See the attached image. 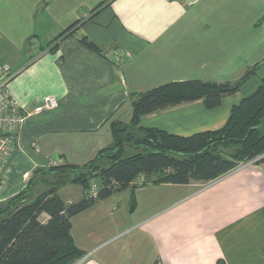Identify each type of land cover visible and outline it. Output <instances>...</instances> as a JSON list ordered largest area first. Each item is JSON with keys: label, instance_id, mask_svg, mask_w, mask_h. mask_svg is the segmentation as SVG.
<instances>
[{"label": "crops", "instance_id": "0c3cea01", "mask_svg": "<svg viewBox=\"0 0 264 264\" xmlns=\"http://www.w3.org/2000/svg\"><path fill=\"white\" fill-rule=\"evenodd\" d=\"M0 63L17 71L8 88L29 113L1 205L37 169L94 160L113 142L111 121L131 120L134 94L177 81H236L261 63L259 76L264 0H0ZM251 80L216 107L183 102L142 116L141 125L181 136L219 129L256 86ZM48 96L59 106L36 113ZM40 178L35 195L47 187ZM58 193L70 204L86 189L66 183ZM71 221L81 264H264V161L207 185L130 183Z\"/></svg>", "mask_w": 264, "mask_h": 264}, {"label": "trees", "instance_id": "16d2710c", "mask_svg": "<svg viewBox=\"0 0 264 264\" xmlns=\"http://www.w3.org/2000/svg\"><path fill=\"white\" fill-rule=\"evenodd\" d=\"M82 41L100 52L86 37ZM260 66L255 64L236 81H177L132 95L131 120L111 121L113 142L94 160L84 166L64 163L37 169L23 191L0 205V264H69L83 258L71 233L72 217L140 176L145 178L142 184L206 183L257 156L263 155L259 163L263 162L264 73L259 85L232 107L219 129L181 136L141 125L142 116L183 102L202 99L207 107H216L225 96L240 91ZM93 173H99L96 199L87 197ZM36 177L47 185L37 195L32 192ZM66 183L81 184L85 197L65 203L58 190ZM43 214L47 219L43 220Z\"/></svg>", "mask_w": 264, "mask_h": 264}, {"label": "built area", "instance_id": "2783aa9c", "mask_svg": "<svg viewBox=\"0 0 264 264\" xmlns=\"http://www.w3.org/2000/svg\"><path fill=\"white\" fill-rule=\"evenodd\" d=\"M17 74L12 67L6 63H0V184L4 181V170L9 158L18 147V133L29 113L24 109L20 102L11 94L8 84ZM59 99L54 96L46 97L43 102L35 108L36 113L55 109L59 106ZM263 155L257 156L246 162L239 164L234 170H239L249 163H259ZM230 171V172H232ZM229 172V173H230ZM144 176H140L135 180L134 184L141 185L144 182ZM213 179L204 183L207 185L215 181ZM99 186L95 179L87 192V197L96 199L98 196ZM84 258L69 264H81Z\"/></svg>", "mask_w": 264, "mask_h": 264}, {"label": "rangeland", "instance_id": "374dc122", "mask_svg": "<svg viewBox=\"0 0 264 264\" xmlns=\"http://www.w3.org/2000/svg\"><path fill=\"white\" fill-rule=\"evenodd\" d=\"M261 70H262V69H261ZM258 71H259V70H258ZM262 73H264V71H263ZM262 73H261V74H262ZM261 74H259V76H258V74H256V75H255V76H253V78H252V80H253V81H255V80H256V78L258 79V82L256 83V86H258V85H259V82H260V79H259V77L261 76ZM250 80H251V79H250ZM250 80H249V81H250ZM252 80H251V81H252ZM247 83H248V82H247ZM247 83H246V84H247ZM246 84H245V85H246ZM256 86H255L254 88H256ZM253 90H254V89H253Z\"/></svg>", "mask_w": 264, "mask_h": 264}, {"label": "water", "instance_id": "95a60500", "mask_svg": "<svg viewBox=\"0 0 264 264\" xmlns=\"http://www.w3.org/2000/svg\"><path fill=\"white\" fill-rule=\"evenodd\" d=\"M99 176V173H93L89 175V179H95Z\"/></svg>", "mask_w": 264, "mask_h": 264}]
</instances>
